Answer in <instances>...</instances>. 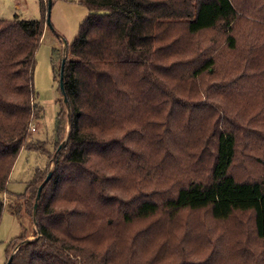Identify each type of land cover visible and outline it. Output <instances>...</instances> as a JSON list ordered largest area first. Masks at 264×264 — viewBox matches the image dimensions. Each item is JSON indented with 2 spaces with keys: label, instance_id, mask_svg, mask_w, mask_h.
Returning <instances> with one entry per match:
<instances>
[{
  "label": "trees",
  "instance_id": "trees-1",
  "mask_svg": "<svg viewBox=\"0 0 264 264\" xmlns=\"http://www.w3.org/2000/svg\"><path fill=\"white\" fill-rule=\"evenodd\" d=\"M47 3L0 19V221L9 194L20 225L6 262L264 264V0H80L51 51L50 142L29 134ZM22 150L44 169L12 193Z\"/></svg>",
  "mask_w": 264,
  "mask_h": 264
},
{
  "label": "rangeland",
  "instance_id": "rangeland-1",
  "mask_svg": "<svg viewBox=\"0 0 264 264\" xmlns=\"http://www.w3.org/2000/svg\"><path fill=\"white\" fill-rule=\"evenodd\" d=\"M86 15L87 10L80 4V0L51 1L50 24L45 25L42 40L35 54L33 89L37 95L38 103L43 107V113L42 117L31 126L34 131L29 129V134L33 140L51 141L59 110L57 100H60V95L57 91V79L54 78V69L51 64V51L54 47L60 46V42L64 44L73 40L79 24ZM15 17L25 20L40 19L39 0H0V19H13ZM61 145L62 142L59 146ZM49 150L53 152L52 148ZM38 154L23 150L19 153L9 176L7 185L9 192L22 193L27 183L33 178L35 169L44 165L45 155ZM41 169H44V166ZM1 197L5 203V210L0 221V264H6L8 243L19 235L20 225L10 212V206L14 205L17 199L9 194H2ZM27 227L31 234L32 226L29 224Z\"/></svg>",
  "mask_w": 264,
  "mask_h": 264
},
{
  "label": "water",
  "instance_id": "water-1",
  "mask_svg": "<svg viewBox=\"0 0 264 264\" xmlns=\"http://www.w3.org/2000/svg\"><path fill=\"white\" fill-rule=\"evenodd\" d=\"M50 9H51V0H48V3H47V16H46V24L49 25L50 22H49V16H50ZM59 85H60V89L61 91L63 90V86H62V79L60 77L59 79ZM64 101L66 102V99L64 97ZM50 177V173L47 175L46 179H45V182L48 181ZM41 187L38 189V194H37V197L39 195V191H40ZM11 263V258L8 259V261L6 262V264H10Z\"/></svg>",
  "mask_w": 264,
  "mask_h": 264
},
{
  "label": "built area",
  "instance_id": "built-area-1",
  "mask_svg": "<svg viewBox=\"0 0 264 264\" xmlns=\"http://www.w3.org/2000/svg\"><path fill=\"white\" fill-rule=\"evenodd\" d=\"M32 131H34V128H30Z\"/></svg>",
  "mask_w": 264,
  "mask_h": 264
}]
</instances>
